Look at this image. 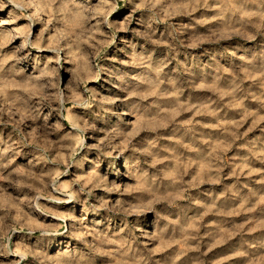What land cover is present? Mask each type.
I'll list each match as a JSON object with an SVG mask.
<instances>
[{"label":"clouds","instance_id":"obj_1","mask_svg":"<svg viewBox=\"0 0 264 264\" xmlns=\"http://www.w3.org/2000/svg\"><path fill=\"white\" fill-rule=\"evenodd\" d=\"M119 2L99 0L98 4H93L92 0H0V11L10 6L14 10L10 13L11 19L0 20V26L26 21L21 26L0 33V125H11L14 133V137H9V142H3V146H0V258H3L0 264H98V261L102 264L105 259L107 264H151L153 254L169 246L162 241L157 249H149L145 245L141 250L132 234L135 225L129 220L130 217L139 218L146 213H155L161 222H167L169 218L161 215L162 210L156 206H175L170 196L156 195V187L143 170L146 160L132 157L136 163H129V172L137 180L135 186L122 188L96 169L72 180L62 179L74 168L82 169L85 162L90 163L88 157L91 153L109 159L119 158L127 152L155 157V162L160 163L167 159L158 155L156 143L161 138L160 129L168 125L153 123L142 117L145 112L153 111L160 116L167 115L171 108L165 107L166 102H178L183 81L178 70L165 72L167 63L171 61L159 64L147 51L143 54L135 48L131 53L125 51L127 59L107 55L106 50L114 43L115 33L127 32L130 23L129 20L118 25L110 21ZM125 2L134 3V0ZM248 5L254 6V10H247ZM200 9L219 11L220 15L215 17L217 20H223L225 13L236 10L248 20L257 18L264 22V0H243L241 4L237 0H138L134 3L133 11L148 14V20L142 21L147 24L148 32H137V35L177 54L181 48L219 43L236 35H242L246 40L256 39L255 35L243 33L240 29L222 27L209 29L208 35L199 36L193 41L191 37L196 32V25L212 23L211 20L193 16ZM178 16L190 17L194 23L173 24V18ZM160 23L167 26V41L151 38L155 34L153 24ZM37 25L42 27L33 40V29ZM45 33H49L47 41ZM17 37L22 38L20 47L6 52L5 49ZM27 49L52 55L33 66L29 62L31 53ZM232 55L237 56V53L233 52ZM237 58H243V54ZM109 59L120 67L113 68L103 62ZM258 63V68L253 65L254 70L250 72L246 69L245 74L249 79L261 80L264 87V53L258 57ZM62 70L69 74L66 84L63 83ZM184 71L191 70L185 67ZM102 80L122 93L123 100L120 96H103L95 87H89L90 83L99 84ZM118 103H124L137 116L132 131H127L123 126L126 122L101 128L95 119L73 112L77 108L88 112L95 107L99 113H103L100 118L106 119L121 114L122 110L114 107ZM53 113L57 118H53ZM49 119H52V123H49ZM100 132H104L103 137L98 143L93 142ZM140 132L157 135L141 137L134 144ZM145 141L148 147L144 146ZM20 155L31 157L27 167L16 166V159ZM256 155L257 158H264V151ZM98 188L107 193L132 197L135 202L120 200L113 205L110 199L100 198L90 204L89 200L95 199L93 193ZM82 196L86 199L81 200ZM74 202L83 203L90 212H118L124 218L123 228L115 234V238L109 237L99 230L103 221L97 220L95 226L88 227L84 219L74 212L68 214L49 207V204ZM37 214L45 218L51 216L58 223H47ZM163 231H167L166 226ZM17 235L20 240L14 242L13 237ZM61 237L65 239H57ZM158 238L162 240V235L158 234Z\"/></svg>","mask_w":264,"mask_h":264},{"label":"rangeland","instance_id":"obj_2","mask_svg":"<svg viewBox=\"0 0 264 264\" xmlns=\"http://www.w3.org/2000/svg\"><path fill=\"white\" fill-rule=\"evenodd\" d=\"M137 2L138 0H134V3ZM242 2L243 0H237L238 4ZM92 3L98 4L99 0H92ZM134 3L120 0L117 11L110 16V21L118 25L129 20L130 23L127 32L115 33L114 43L106 53L109 57L127 59L125 51L131 53L135 48L138 53L147 51L152 54V59L159 64L171 61L165 67L166 73L178 70L183 81L178 102H166L165 107H170L171 111L165 116L153 111L145 112L142 117L153 123L168 125L160 129L161 138L156 143L158 155L167 159L160 163L155 162V157H143L132 152L109 159L98 153H91L88 157L90 163L85 162L82 169L74 168L62 179L72 180L96 169L108 176L110 182L122 188L135 186L137 180L129 172V163L146 160L143 170L156 187V195H168L175 201V206H156L158 210H162L161 215L169 218L167 222H161L155 213L129 218L135 225L132 234L141 250L145 245L149 249H157L162 241L169 245L153 254L151 264H173V261L175 264H264V158H257L256 155L264 151V87L261 86V80L249 79L245 74L246 69L250 72L254 70L253 65L259 67L258 57L264 53V22L257 18L248 20L236 10L225 13L223 20H217L215 17L220 15L219 11L200 9L193 16L196 19L211 20L212 23L196 25V32L191 37L193 41L199 36L208 35L209 29L222 27L240 29L243 33L255 35L256 39L246 40L242 35H236L219 43L181 48L177 54L137 35V32H148L147 24L142 23L148 20V14L133 11ZM246 7L249 11L254 10L252 5ZM12 11L11 6L0 11V20L11 19ZM180 22L194 23L187 16H178L172 20L173 24ZM25 23L26 21L20 20L16 24H5L0 26V33ZM41 27L37 25L33 29V40L39 35ZM166 27L164 23L153 24L155 34L152 35V40L167 41L169 36ZM104 30L109 32L107 28ZM44 38L47 41L49 33H45ZM21 44L22 38L17 37L5 51H14ZM26 51L31 53L29 62L33 66L52 55L35 49ZM233 52L237 56H233ZM241 53L243 58H237ZM103 62L113 68L120 67L111 59ZM185 67L191 71L185 72ZM61 76L66 84L69 74L62 70ZM89 87H95L103 96H120L123 100V94L103 80L99 84L90 83ZM114 107L122 110L121 114L106 119L100 118L103 113H99V109L95 107L88 112L79 108L73 109V112L95 119L101 128L126 122L123 126L127 131H132L137 116L124 103H118ZM95 113L99 115H94ZM53 118H57L55 113ZM4 119L7 120L8 117L5 116ZM49 123H52V119H49ZM64 124L67 127V121ZM103 135L104 132H100L93 142L98 143ZM149 135L155 137L157 134L140 132L133 143ZM10 136L14 137L11 125H0V146H3V142H9ZM144 146L148 147L147 141ZM132 157H136V160ZM30 159L31 157L20 155L16 159V166L27 167ZM12 194L15 195L14 192ZM93 196L95 199H90V204L100 198L110 199L113 205L120 200L135 202L132 197L107 193L102 188L96 189ZM83 199L86 198L82 196L81 200ZM49 207L68 214L74 212L84 219L88 227L95 226L97 220L103 221L99 230L109 237L115 238V234L123 228L124 218L118 212H90L83 203L75 202L49 204ZM37 216L47 223H58L51 216ZM165 226L166 232L163 231ZM158 234L162 235V240L158 238ZM18 240L19 235L13 237L14 242ZM72 243L75 245L76 242ZM98 264L101 262L98 261ZM102 264H107V260Z\"/></svg>","mask_w":264,"mask_h":264}]
</instances>
